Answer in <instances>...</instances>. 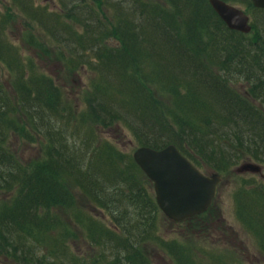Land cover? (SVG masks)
Segmentation results:
<instances>
[{
  "label": "trees",
  "instance_id": "1",
  "mask_svg": "<svg viewBox=\"0 0 264 264\" xmlns=\"http://www.w3.org/2000/svg\"><path fill=\"white\" fill-rule=\"evenodd\" d=\"M13 1L27 24L37 22L53 43L61 42L57 32L72 29L63 19L86 25L68 1L52 12L33 0ZM127 1L132 12L123 0H92L94 30L80 36L73 28L57 50L71 77L96 60L93 82L78 101L82 111L67 87L16 51L8 37L13 20L0 18V65L11 78L9 90L0 71V264H150L142 246L151 240L174 263L190 264L180 243L161 247L153 184L133 154L108 136L112 128L133 133L138 148L174 145L196 167L221 175L247 160L264 164V10L251 0H223L252 12V33L243 35L228 29L207 0H166L169 13L155 0ZM107 12L110 27L100 18ZM45 41L35 45L52 54ZM240 80L239 91L234 82ZM32 134L46 143L43 155L20 164L9 143L21 137L32 144ZM243 182L235 192L236 216L264 257V188ZM75 196L103 211L114 228L78 206ZM77 231L97 255L76 248ZM219 258L217 264H230Z\"/></svg>",
  "mask_w": 264,
  "mask_h": 264
},
{
  "label": "rangeland",
  "instance_id": "2",
  "mask_svg": "<svg viewBox=\"0 0 264 264\" xmlns=\"http://www.w3.org/2000/svg\"><path fill=\"white\" fill-rule=\"evenodd\" d=\"M67 1L71 3L69 8L74 5L79 7L76 13L81 18V22H84L86 25L80 23L74 24L66 19H63L62 22L70 25L72 29L74 28L76 31H79L80 36L84 35L85 29L87 31H93L96 25L93 16L96 17L98 10L93 5L92 0H63L64 3H67ZM137 1L145 2L147 0ZM208 1L210 2V0H207V2ZM152 2L155 3L153 5H156L165 11L163 7L166 5V0H155ZM33 4L36 8L42 7L49 12L55 11L58 6L62 5L61 0H33ZM127 4L131 5L127 0H123L122 6L124 9L127 12H132L133 7L129 10ZM227 4L243 11L245 14L250 16L251 24H255L256 19L254 20L252 12L248 9V7L241 3L237 4L228 2ZM166 11L167 13L172 12L169 7H167ZM59 13L60 11H56V13L50 14L58 15ZM100 15L104 25L110 27L111 14L107 12L104 15ZM5 17H10L13 20V22L10 21L11 23L8 30V37L10 43H14L16 51L19 54H22L27 61L34 60V64L37 69L40 70L47 78H52L54 83L59 82L61 85H64L63 87L65 89L67 87L68 91L71 93V102L75 106L81 102L84 96L83 93L87 90L88 86L91 85L95 77V75L90 72V69H93V66L96 64V60L94 58L92 59L93 66H90L88 62H83L84 66L80 67L77 73L71 77L67 74L66 61L59 59L57 55V50H59L61 46L65 45L64 39H68L69 35L72 34L74 30L67 28L57 32V37L61 39V42L56 41L53 43L50 39V35L46 31H43V28L37 22H33L31 25L30 23L27 24L25 16L22 11L18 9L13 0H0V18L3 19ZM175 18L179 21L182 20V17L175 16ZM136 20L137 19L135 18V21ZM41 29L46 36L43 32L41 34ZM183 33H185L184 29ZM42 40H48L44 42V45L49 51L52 50V54L48 52V54H46L44 48L41 49L35 45L41 44ZM109 44L112 46L117 45L114 40L109 41ZM81 53L83 54V51H81ZM203 64L205 66L204 60ZM0 71L1 78L8 82L6 83L9 90H11L9 86V80L11 81V78H9L8 72L2 65H0ZM234 83H236V88L239 91L244 90L242 85L245 84L242 80ZM78 110H83V105L80 103ZM117 128H119L118 131L116 128L110 129L108 136L117 140L118 147H120L126 155L133 154L138 148L136 137L134 138L133 133L130 134L129 130L122 129L121 126ZM100 131L102 133H106L107 129H100ZM32 135L34 136L35 134ZM33 141L34 142L32 144H28L23 141L21 137L11 139L9 146H11L15 154L16 161L20 164L31 163L43 155L41 148L43 146L46 147V143H43V140H38L36 136H34ZM13 152L11 151L12 154ZM247 163L259 166L261 172L237 174L236 170ZM199 169L205 175L214 173V171L206 168L204 164H200ZM222 178L223 180L219 186L218 195L212 208L205 214L204 218H201L202 220L205 219L204 222L194 220L190 224L178 226V224L170 222L162 213L161 215L159 214L156 220V236L161 240V247L169 245L170 242L173 241L180 243V247L188 251L187 259L190 261V264H217L216 261L220 259L219 257L228 258L230 264H264V257L260 254L257 247L259 242H257L256 238L252 237L247 232V229L243 228L237 219L235 210V192L239 190L241 183H244L243 180H252L253 182L258 183L257 185H259V187L264 188V164L247 160V162L238 164L228 174H223ZM153 193L149 191L150 195H153ZM75 203L80 207L92 210L94 217H96L99 221H103L109 228H114V226L109 223V217H106L103 211L100 212L95 207L92 208V206L86 202L85 203L87 205L84 206L81 200H79L76 196ZM129 211L133 215L141 212H135L132 208H130ZM133 215L131 217H133ZM149 220L152 221V213L149 215ZM190 227H193V230L189 231ZM139 229L142 230L140 227ZM80 235L81 233L77 231V236H79V238L75 240L76 248L83 254L97 255V249H90L89 247H86L83 242V238L80 237ZM142 247L143 253L146 255L150 264H177L170 258V254L162 250L158 245L153 244L152 240L150 243L148 242ZM230 253L234 258H236V261ZM211 255H214L217 260L214 261V258ZM117 262L118 261L115 262L114 260L108 264H119Z\"/></svg>",
  "mask_w": 264,
  "mask_h": 264
},
{
  "label": "water",
  "instance_id": "3",
  "mask_svg": "<svg viewBox=\"0 0 264 264\" xmlns=\"http://www.w3.org/2000/svg\"><path fill=\"white\" fill-rule=\"evenodd\" d=\"M210 5L230 30L249 34V17L221 0ZM255 8L264 9V0H252ZM134 161L154 184L156 202L163 214L174 222L202 215L212 206L222 178L218 174L203 175L174 145L162 150L141 147ZM237 173H260L255 164H244ZM1 195V192H0Z\"/></svg>",
  "mask_w": 264,
  "mask_h": 264
},
{
  "label": "bare ground",
  "instance_id": "4",
  "mask_svg": "<svg viewBox=\"0 0 264 264\" xmlns=\"http://www.w3.org/2000/svg\"><path fill=\"white\" fill-rule=\"evenodd\" d=\"M162 67L164 68V69H166V67L164 66V65H162ZM187 80H188V77H187ZM185 83L184 82H182V85H184ZM179 87V86H178Z\"/></svg>",
  "mask_w": 264,
  "mask_h": 264
}]
</instances>
